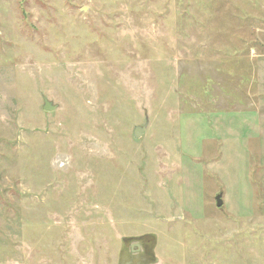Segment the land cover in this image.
Returning <instances> with one entry per match:
<instances>
[{
    "label": "rangeland",
    "instance_id": "374dc122",
    "mask_svg": "<svg viewBox=\"0 0 264 264\" xmlns=\"http://www.w3.org/2000/svg\"><path fill=\"white\" fill-rule=\"evenodd\" d=\"M145 236L131 264H264V0H0V264Z\"/></svg>",
    "mask_w": 264,
    "mask_h": 264
},
{
    "label": "flooded vegetation",
    "instance_id": "af4514ba",
    "mask_svg": "<svg viewBox=\"0 0 264 264\" xmlns=\"http://www.w3.org/2000/svg\"><path fill=\"white\" fill-rule=\"evenodd\" d=\"M151 241L148 238H146L143 240L133 242V243H136L135 248H133V243H130L129 248L132 251V254H129V253L124 254L123 261L121 262V264H128V261L131 264L132 262H134L137 259H142V257H147L148 255L152 256L153 254L151 252V250H152ZM124 243H125V241H124ZM125 246L128 247L129 243H128V245L125 243ZM124 250H126V249H124ZM129 256H130V258H129Z\"/></svg>",
    "mask_w": 264,
    "mask_h": 264
},
{
    "label": "water",
    "instance_id": "95a60500",
    "mask_svg": "<svg viewBox=\"0 0 264 264\" xmlns=\"http://www.w3.org/2000/svg\"><path fill=\"white\" fill-rule=\"evenodd\" d=\"M43 109H44L43 111H46V112L50 113V112L56 111L57 106L53 105V102L49 101L47 98H44ZM146 127H147L146 125L142 126V127H140V126L135 127L134 132H133L134 137L136 139H138L139 136L141 137V135L143 134V132L146 129ZM221 198H222V195H218L216 197V202H217V207L218 208H221L223 206V202H222ZM146 238H148L150 241L152 240V248H153V246H154V240L153 239H155V238H153L151 236L140 237V238L137 239V241L143 240V239H146ZM124 241H125V243H128V242L130 243V241L128 239H125Z\"/></svg>",
    "mask_w": 264,
    "mask_h": 264
}]
</instances>
